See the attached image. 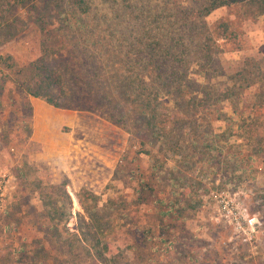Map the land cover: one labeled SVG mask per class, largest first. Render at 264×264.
I'll list each match as a JSON object with an SVG mask.
<instances>
[{"label": "rangeland", "instance_id": "rangeland-1", "mask_svg": "<svg viewBox=\"0 0 264 264\" xmlns=\"http://www.w3.org/2000/svg\"><path fill=\"white\" fill-rule=\"evenodd\" d=\"M36 1L0 0V180L9 177L0 264H264V5L206 15L208 5L191 0H90L88 43L72 44L63 6ZM179 36L189 58L212 55L220 86L234 92L214 125L221 165L200 168L208 155L184 140V156L166 152L168 183L150 177L139 153L151 139L137 105L144 109L151 93V47ZM43 43L54 48L48 64L62 70L72 108L21 88L32 85ZM194 64L191 73L209 70ZM162 190L184 194L181 207L190 205L167 217L176 207ZM229 208L258 219L251 244L225 217ZM87 214L112 227L94 237ZM96 240L113 247L100 255Z\"/></svg>", "mask_w": 264, "mask_h": 264}, {"label": "trees", "instance_id": "trees-1", "mask_svg": "<svg viewBox=\"0 0 264 264\" xmlns=\"http://www.w3.org/2000/svg\"><path fill=\"white\" fill-rule=\"evenodd\" d=\"M23 1V0H22ZM36 1V0H32ZM43 2L44 0H37L36 2ZM56 7L62 5L64 13L69 24L63 25V30L67 39L72 44L88 43V40L84 38L86 34V25L83 20L90 16V0H53ZM193 2H203L208 6L205 8V14H209L212 11L221 7H230L232 5H238L242 3L257 2L264 5V0H191ZM8 5V3H7ZM10 9L8 10L9 13ZM264 10L261 8V12ZM36 12V11H34ZM62 14V12H61ZM64 17V16H63ZM40 14L36 18L35 23H38ZM42 29L41 26H39ZM223 31H227V27L223 26ZM223 32V33H224ZM182 36L173 40L172 46H158L153 45L148 53L150 74L148 77L150 81L148 86L151 89V93L146 96L144 109L141 105L137 107L141 110L140 113L145 114V126L150 135V148H143L139 153L148 157L150 161L151 175L156 176L161 180H164L166 176V152L174 154L182 153L180 143L183 147L184 140L189 141L190 146H184L190 148L193 152L196 149L202 150L203 154H207L208 157L200 158L199 167H205V162L213 167H219L222 160L221 149L218 143L222 141V136L216 133L218 127H215V122H219L223 119L222 110L224 109V103L229 102L232 98L231 88L225 84L220 86L219 78H223V74L216 69L211 54H201L200 60L194 55L188 57V46L185 42L181 41ZM42 45V44H41ZM145 46V45H143ZM42 55L33 62L34 76L32 78V85L30 87H23L26 96H30L37 99H43L48 104L54 107H66L72 108L71 100L69 102L65 100L64 80L62 77V70L51 68L48 64V57L54 48L43 43ZM135 50L143 52V47L140 49L134 47ZM202 50V49H201ZM199 52L197 57L199 56ZM202 65L208 66L209 70L201 69L198 73H191L190 65ZM203 66V65H202ZM201 77V79H199ZM219 85V87H218ZM20 88V86H19ZM58 93V97L56 94ZM67 93V91H66ZM231 93V95H230ZM60 99V100H59ZM104 99L110 101V96L105 95ZM65 101V102H63ZM161 106L160 110H157L156 106ZM115 114L111 117L115 118ZM119 116L116 117L115 123H118ZM188 145V144H186ZM184 156V155H180ZM190 160L191 156H187ZM194 161V160H193ZM195 163L192 162V165ZM169 179V178H168ZM170 182V179L167 180ZM167 183V187L169 184ZM84 194H91L84 191ZM160 196H163L164 201H170L173 204L175 210L170 214H164L167 217H174L180 214L184 208L182 206L184 202L180 192L174 191L166 192L162 190L159 192ZM173 197V198H172ZM168 198L170 200H168ZM173 200V201H172ZM79 203H82L79 199ZM192 203V202H191ZM194 204V203H193ZM191 204V205H193ZM171 209V208H170ZM179 209V210H178ZM172 211V210H171ZM180 211V212H179ZM90 220L88 227H93L95 230L94 237L96 235L103 234V229L111 228V224L105 225L101 228V224L98 221V216L95 214H87ZM96 240L95 250L103 255L104 251H107V247H113V243L108 245L106 242ZM108 252V251H107Z\"/></svg>", "mask_w": 264, "mask_h": 264}, {"label": "built area", "instance_id": "built-area-1", "mask_svg": "<svg viewBox=\"0 0 264 264\" xmlns=\"http://www.w3.org/2000/svg\"><path fill=\"white\" fill-rule=\"evenodd\" d=\"M8 181L9 177L6 174H3L2 180H0V211L3 209V192L6 189ZM225 217L233 226L235 232L241 237V240L244 243L251 244L259 226L258 219L255 216L251 217L248 214H235L231 208L226 209Z\"/></svg>", "mask_w": 264, "mask_h": 264}]
</instances>
